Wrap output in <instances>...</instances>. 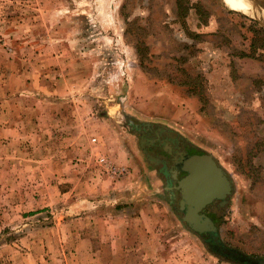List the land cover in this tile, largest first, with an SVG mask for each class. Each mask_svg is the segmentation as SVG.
<instances>
[{"label": "rangeland", "instance_id": "rangeland-1", "mask_svg": "<svg viewBox=\"0 0 264 264\" xmlns=\"http://www.w3.org/2000/svg\"><path fill=\"white\" fill-rule=\"evenodd\" d=\"M191 2L201 14L183 28L176 0H0V264H76L60 246L54 161L111 184L147 178V195L163 201L151 221L137 219L151 232L129 236L127 256L104 243L106 262L237 264L182 222L149 150L161 130L227 172L233 193L211 218L228 248L264 259V25L223 0ZM58 102L66 124L56 138L44 123ZM101 157L126 175L107 173Z\"/></svg>", "mask_w": 264, "mask_h": 264}, {"label": "crops", "instance_id": "crops-1", "mask_svg": "<svg viewBox=\"0 0 264 264\" xmlns=\"http://www.w3.org/2000/svg\"><path fill=\"white\" fill-rule=\"evenodd\" d=\"M263 12L260 13L264 18ZM62 105L58 102L54 106L57 113L52 118L53 126L52 123H44L45 127L51 128L52 132L56 133V138L59 137L58 133L62 125L66 124V121L62 120L63 116H59ZM68 140L71 141L72 138ZM57 152L71 151L57 150ZM86 169V166L71 163L61 165L54 161L50 164V172L56 175L52 176V180H57V186L64 183V191L58 192L57 195L58 201H63V208L57 210V216L64 220L60 225L63 224L65 230L64 244L60 246L68 252V255H71L72 261H77L76 264H113V262H106V259L111 261L112 257L105 256L109 248L104 243H111L112 247L118 244L121 254L123 255V250H125L124 257L127 256L129 236L142 237L151 232L150 227H146L148 232L137 230V219L140 222L141 220L151 221L154 218L153 206L157 209L159 204L163 205V201L147 195L149 191L147 181H145L147 178L135 176V178L129 177L127 184H111L105 178H91L92 171L87 173ZM141 185L144 186L143 189ZM56 201L57 199L54 198L53 202H44V206L41 207L59 203ZM104 212L105 214L111 213L107 220ZM130 222L135 224L132 228L134 230L128 229ZM105 229L108 231L105 232ZM133 258L136 257L132 256ZM127 260H124V264H127ZM129 264L133 262L129 261Z\"/></svg>", "mask_w": 264, "mask_h": 264}, {"label": "water", "instance_id": "water-1", "mask_svg": "<svg viewBox=\"0 0 264 264\" xmlns=\"http://www.w3.org/2000/svg\"><path fill=\"white\" fill-rule=\"evenodd\" d=\"M252 1L255 8H258ZM182 162L181 170L187 176L178 180V185L170 190L180 192L178 212L183 214L181 220L186 227L198 236L208 234L211 252L217 256H226L237 264H264V259L253 258L228 248L220 238L218 226L205 213L215 201H220L221 206L228 203L233 193V182L227 172L211 154L188 156Z\"/></svg>", "mask_w": 264, "mask_h": 264}, {"label": "flooded vegetation", "instance_id": "flooded-vegetation-1", "mask_svg": "<svg viewBox=\"0 0 264 264\" xmlns=\"http://www.w3.org/2000/svg\"><path fill=\"white\" fill-rule=\"evenodd\" d=\"M153 135V138H150L151 143L149 150L152 154L161 159L156 167L157 172L160 178H163L164 174L168 175L171 181H167V184L169 182L171 187H174L178 185V180L187 176V173L181 170L183 164L182 159H186L188 156L202 154L198 148L186 143L179 137H175L171 132L167 133L161 130L157 133L154 132ZM152 140H156L155 143H152ZM167 192L172 202L180 200L181 196L179 191L170 190ZM227 205L228 203L225 206H221L220 201H215L205 212L210 215V217L217 218V213L225 209ZM180 215L183 214L180 213Z\"/></svg>", "mask_w": 264, "mask_h": 264}, {"label": "trees", "instance_id": "trees-1", "mask_svg": "<svg viewBox=\"0 0 264 264\" xmlns=\"http://www.w3.org/2000/svg\"><path fill=\"white\" fill-rule=\"evenodd\" d=\"M175 6H176V10H175L176 18L178 19V22L181 24L183 28H186V19L189 17L190 13L193 10H195L198 14L201 12L200 7L196 4H193L191 0H176ZM137 50L140 52V56L143 57L146 54L145 52L147 49L140 50V48L137 46Z\"/></svg>", "mask_w": 264, "mask_h": 264}, {"label": "bare ground", "instance_id": "bare-ground-1", "mask_svg": "<svg viewBox=\"0 0 264 264\" xmlns=\"http://www.w3.org/2000/svg\"><path fill=\"white\" fill-rule=\"evenodd\" d=\"M227 8L230 10H238L242 13H245L249 16H256L264 23V18L262 17V13L264 10L259 8H255L254 3L251 0H223ZM264 15V12H263ZM253 17V16H252Z\"/></svg>", "mask_w": 264, "mask_h": 264}, {"label": "built area", "instance_id": "built-area-1", "mask_svg": "<svg viewBox=\"0 0 264 264\" xmlns=\"http://www.w3.org/2000/svg\"><path fill=\"white\" fill-rule=\"evenodd\" d=\"M96 140H94L95 142ZM99 162L101 166L104 167L107 173L112 174L114 176H123L126 175L127 169L125 167H120L109 161L106 157L99 158Z\"/></svg>", "mask_w": 264, "mask_h": 264}]
</instances>
